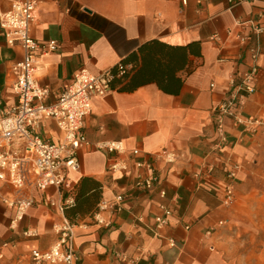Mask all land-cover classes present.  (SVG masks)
<instances>
[{"label":"crops","instance_id":"1","mask_svg":"<svg viewBox=\"0 0 264 264\" xmlns=\"http://www.w3.org/2000/svg\"><path fill=\"white\" fill-rule=\"evenodd\" d=\"M14 1L0 0V12ZM36 1L34 38L59 44L41 57L36 72L50 90L46 102L55 101L81 68L116 73L121 63L126 73L115 75L109 94L93 99L83 127L90 143L79 150L80 170H70L60 190L28 189L34 203L16 227L14 209L0 199V264H31L32 249L45 250L57 241L56 225L66 214L44 200L67 195L75 198L66 213L75 224L78 264H124L116 253L139 257L141 264H264V250L256 255L255 247V260L241 250V237H264V132H242L227 119L228 143L219 151L212 117L231 77L248 68V43L236 34L251 35L252 26L236 22L264 25V0ZM261 48L256 91L245 106L250 116L264 112V33ZM22 56V47L8 44L0 26V117L16 104L10 69ZM40 132L54 142L63 137L52 119ZM105 140L122 141L130 158L139 148L146 159L156 160L165 149L178 159L170 164L157 159L161 180L142 191L133 185V166L109 173V165L124 156L96 147ZM233 164L240 168L233 180L235 199L227 206L225 185ZM0 187L3 196L15 195L7 183ZM119 192L126 198L112 226L96 224L91 214L99 201ZM162 203L174 211L157 232ZM26 230L36 235L27 236Z\"/></svg>","mask_w":264,"mask_h":264},{"label":"built area","instance_id":"2","mask_svg":"<svg viewBox=\"0 0 264 264\" xmlns=\"http://www.w3.org/2000/svg\"><path fill=\"white\" fill-rule=\"evenodd\" d=\"M36 0H17L10 8L0 12V26L4 31L6 41L10 45H20L23 56L11 66L14 76L13 91L17 96L16 104L5 110L0 117V183H7L14 191L13 197H5L0 187V199L14 209L11 225L15 226L26 215L33 205L34 198L27 195L30 188L46 190L54 186L60 190L61 184L70 170H80L79 150L82 145H89V140L83 131L87 116L92 113L93 99L104 97L112 91V80L116 74L126 73L124 64L117 65V71L106 69L99 74H93L81 68L74 73L73 79L58 96L48 103L50 90L36 79L41 57L58 49L55 40L47 43L38 42L33 34V25L37 10ZM251 24L252 34L237 33L236 37L242 43H248L246 53L247 70L242 74L232 76L229 89L218 102L212 112L217 133V150L222 151L228 143L226 120L232 121L233 128L242 132H264V112L259 116L245 113V106L250 96L256 91L255 79L259 69L258 58L261 53V35L264 25L255 20L237 21V25ZM233 34V30L228 31ZM213 85V84H212ZM54 120L63 133L60 141L54 142L43 137L40 132L43 124ZM96 147L110 153H116L123 158L114 160L108 167L111 174L127 172L135 168V188L149 191L161 180V174L156 166V160L174 163L178 154L174 150H163L157 153L155 159H146L139 148L131 150L133 157H128L129 149L120 140H105L98 142ZM240 166L233 164L228 170L229 181L225 185L223 203L231 205L235 199L233 180ZM161 197H166V190L159 189ZM126 194L116 193L112 199L102 198L96 210L91 214L93 221L105 227L113 224L112 216L122 210ZM75 198L67 195L56 201L46 198L47 206H57L65 213L67 206L73 205ZM159 213L155 216V230L159 232L169 223L173 208L165 203L160 204ZM75 224L66 216L56 225L57 241L48 249H32L28 256L31 264H78L81 261L75 250ZM208 234L211 230H208ZM27 236L36 232L26 230ZM170 244L175 245L174 239ZM7 245V244H5ZM124 264H141L139 257L116 253Z\"/></svg>","mask_w":264,"mask_h":264},{"label":"rangeland","instance_id":"3","mask_svg":"<svg viewBox=\"0 0 264 264\" xmlns=\"http://www.w3.org/2000/svg\"><path fill=\"white\" fill-rule=\"evenodd\" d=\"M244 242H241V250L245 251L246 255L248 256L249 260H255V253L256 255L260 252L259 249L264 250V237L263 236H256L252 237L249 235L241 237ZM256 247V249H255ZM255 249V253H254ZM258 259V257H256Z\"/></svg>","mask_w":264,"mask_h":264},{"label":"trees","instance_id":"4","mask_svg":"<svg viewBox=\"0 0 264 264\" xmlns=\"http://www.w3.org/2000/svg\"><path fill=\"white\" fill-rule=\"evenodd\" d=\"M71 206V205H70ZM70 206H67L66 207V209H65V214H66V216L68 217V219L70 220V221H72L70 218H69V216L67 215V213H66V210L68 209V207H70ZM73 222V221H72ZM74 223V222H73Z\"/></svg>","mask_w":264,"mask_h":264}]
</instances>
